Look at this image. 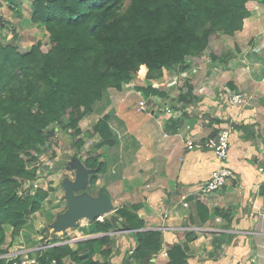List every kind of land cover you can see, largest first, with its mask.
<instances>
[{
  "label": "crops",
  "instance_id": "crops-1",
  "mask_svg": "<svg viewBox=\"0 0 264 264\" xmlns=\"http://www.w3.org/2000/svg\"><path fill=\"white\" fill-rule=\"evenodd\" d=\"M24 1L21 12H15L0 0V10L10 8L19 18ZM4 19L17 38L10 18ZM263 52L264 45L260 48L264 57ZM185 66L186 70L182 66L165 72L157 88L161 95L148 96L139 89L151 87L152 80L136 79L130 91H108L107 109L90 117L93 129L110 114L115 145L93 149L102 138L89 135L87 141L79 126L85 143L81 152L87 159L89 152L100 155L103 171L92 185L95 170L73 156L70 165L76 176L62 192L66 207L61 218L70 213L69 193L79 205L89 207L103 196L112 210L95 220L103 222L116 211L136 207L144 227L128 231L117 225L108 234H92L88 227L94 220L88 217L74 226L61 220L52 233L57 239L64 234L70 238L55 246L77 251L82 245L80 256L93 247V259L102 264H170L169 254L176 247L187 248L186 264H264V79L255 82L248 69L237 67V59L213 61L209 49L200 57H189ZM233 94L244 95L246 104L233 106ZM141 102H145L143 111ZM227 126L233 131L226 166L238 182L203 194L202 187L222 164L211 151L187 152L185 142L205 141ZM67 185L75 189L68 193ZM54 193V189L49 193L50 201ZM143 232L161 235V250L149 260L133 258L137 234ZM104 237L108 241L102 245H86ZM64 264L76 263L67 258Z\"/></svg>",
  "mask_w": 264,
  "mask_h": 264
},
{
  "label": "trees",
  "instance_id": "trees-1",
  "mask_svg": "<svg viewBox=\"0 0 264 264\" xmlns=\"http://www.w3.org/2000/svg\"><path fill=\"white\" fill-rule=\"evenodd\" d=\"M15 12L20 1L5 0ZM33 23L49 34V50L38 43L22 54L5 44L0 35V220L18 224L15 214L27 209L26 202L14 196L17 177L25 176L30 152L58 145L54 124L71 132L80 152L84 141L80 121L90 113L103 114L109 103V89L121 91L135 79L152 80L139 88L145 95H159L157 88L167 70L185 66L189 57H200L210 50L213 61L237 59V67L248 69L255 82L264 79V0H32ZM11 26L0 18V32ZM221 40L218 50L212 44ZM5 76L6 79L3 77ZM191 92V90H190ZM161 95V94H160ZM181 99L186 100V96ZM107 114L90 131L101 141L93 149L114 147L116 136ZM68 121L67 123L65 121ZM91 149V150H93ZM86 166L95 170V185L103 171L100 155L87 154ZM38 191L45 202L49 193ZM42 192V193H41ZM37 207L32 208L36 209ZM136 207L116 211L109 220H94L92 234H108L117 225L140 230L144 222ZM30 212L27 211V214ZM133 258L149 260L161 250V235L138 233ZM107 237L86 245L104 244ZM63 240L56 239L55 245ZM82 245L73 251L68 245L54 246L38 258L42 264L70 258L76 264H102L92 257V248L80 256ZM7 250L3 256L8 255ZM110 253V252H107ZM170 264H186L187 248H174ZM0 264L9 261L0 257Z\"/></svg>",
  "mask_w": 264,
  "mask_h": 264
},
{
  "label": "rangeland",
  "instance_id": "rangeland-1",
  "mask_svg": "<svg viewBox=\"0 0 264 264\" xmlns=\"http://www.w3.org/2000/svg\"><path fill=\"white\" fill-rule=\"evenodd\" d=\"M129 4L130 0H126V7ZM22 13L21 17L18 18L14 16L10 8L8 11L0 10V14H3L1 19L3 20L6 16L8 19L10 18L9 22L17 33V38L13 37L10 28L6 27L3 32H0L3 42L18 47L17 49L22 54L30 52L38 43H41V51L46 53L50 48V45H48L49 34L40 24L30 23L32 0L23 2ZM3 23L7 24L4 21ZM219 44H221V40L213 43L212 46ZM3 77L6 79L5 76ZM132 83L124 85L121 91H130ZM109 90L111 93L116 94L117 90ZM91 114L86 115L79 125L85 132L87 141L91 136L90 131L92 130V126L95 124L94 120L90 117ZM65 122L67 123L68 121L66 120ZM53 128L55 129L56 137L50 138V141L54 143L56 141L58 145L49 148L41 146L39 154L32 151L28 158L23 154L20 155L24 161L36 157L35 161L25 165V176L15 179L17 187L14 196L20 201L26 202L28 208L22 210L21 213L17 212L15 214L14 219L18 224L0 220V257L8 250L12 254L21 253L26 254L30 258H37L41 254H45L46 250L55 246L54 243L57 237L51 230L59 226L61 224L59 222L64 219L61 218V215L64 213L66 206L62 200V192H65V183L73 180L76 176L72 171L70 161L73 156L77 160L83 161H86L87 158L85 156L86 153L79 152L74 146L71 132L67 130L62 131L56 124L52 125L49 131ZM50 187L54 189L55 195L51 201L48 199L42 203L38 197V191H47ZM34 207L37 208L32 211ZM27 211L30 213L27 214ZM59 238L68 240L70 237L64 234Z\"/></svg>",
  "mask_w": 264,
  "mask_h": 264
},
{
  "label": "built area",
  "instance_id": "built-area-1",
  "mask_svg": "<svg viewBox=\"0 0 264 264\" xmlns=\"http://www.w3.org/2000/svg\"><path fill=\"white\" fill-rule=\"evenodd\" d=\"M182 78L186 77V74L181 75ZM246 98L242 94H233L231 96V104L233 106H243L246 104ZM141 111L145 109V102L140 103ZM233 131L232 126H227L222 128L216 136L212 138H208L205 141H196V140H187L185 142V148L187 152H195V151H211L215 154L216 158L222 164V166L215 170L207 183L202 187L201 192L203 194H214L219 192L224 187L229 184L237 183L238 177L237 175L226 166V163L229 158L230 152V141L231 134ZM165 257H168V254H164ZM9 261V264H42L37 257H29L26 254H8L2 256ZM48 264H59L57 260H52Z\"/></svg>",
  "mask_w": 264,
  "mask_h": 264
},
{
  "label": "water",
  "instance_id": "water-1",
  "mask_svg": "<svg viewBox=\"0 0 264 264\" xmlns=\"http://www.w3.org/2000/svg\"><path fill=\"white\" fill-rule=\"evenodd\" d=\"M74 189L75 187L66 186V191L68 193ZM68 200L70 204V213L62 220V224L65 226H74L75 223L83 217H88L91 220L98 219L102 214H106L112 210L109 200L103 196H100L99 200L90 207L79 205L70 193L68 194Z\"/></svg>",
  "mask_w": 264,
  "mask_h": 264
}]
</instances>
